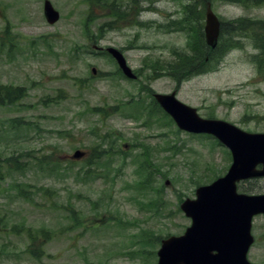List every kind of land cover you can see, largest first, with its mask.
Wrapping results in <instances>:
<instances>
[{"label":"rangeland","instance_id":"rangeland-1","mask_svg":"<svg viewBox=\"0 0 264 264\" xmlns=\"http://www.w3.org/2000/svg\"><path fill=\"white\" fill-rule=\"evenodd\" d=\"M44 1L0 0V85L27 90L0 106V264H158L162 241L191 225L181 204L232 159L180 131L154 94L264 133V0H207L222 23L213 52L192 31L205 24L201 0H49L54 25ZM201 51L209 62L178 78L180 57ZM97 145L110 151L89 168ZM252 184L264 191V179ZM254 230L248 257L264 264V216Z\"/></svg>","mask_w":264,"mask_h":264},{"label":"water","instance_id":"water-1","mask_svg":"<svg viewBox=\"0 0 264 264\" xmlns=\"http://www.w3.org/2000/svg\"><path fill=\"white\" fill-rule=\"evenodd\" d=\"M44 15L49 24L60 19V13L49 0L44 3ZM221 23L208 3L206 9L205 37L207 44L216 48ZM123 73L131 79L136 75L127 65L124 55L116 48H109ZM96 73V69H93ZM156 100L175 120L181 130L191 133H208L219 138L233 154V164L226 177L197 191V200H187L181 205L193 223L183 236H172L162 241L158 251V264H251L247 253L252 239L243 218L236 217L239 205L253 207L256 213H264V196L244 198L236 193V182L251 177L264 176L255 166L264 165V134H244L237 127L218 120L201 118L197 110L176 98V92L156 94ZM83 154L76 151L74 158ZM238 206V207H237Z\"/></svg>","mask_w":264,"mask_h":264},{"label":"trees","instance_id":"trees-1","mask_svg":"<svg viewBox=\"0 0 264 264\" xmlns=\"http://www.w3.org/2000/svg\"><path fill=\"white\" fill-rule=\"evenodd\" d=\"M103 6L105 7H111V5H106L105 3H102ZM205 8V7H204ZM203 11V9H202ZM124 11H117V13H123ZM191 13V17L195 14V16L197 15V12H191L189 11V7H187V14L189 15ZM119 17L120 14H119ZM203 17V15H202ZM197 20V18L195 19ZM174 25V23H173ZM178 26V24L176 25ZM175 26V27H176ZM181 30H184L183 28H181ZM198 30L197 32V36L199 38H201L203 40V32H202V27L199 28H194V31ZM195 50H199L200 46H198L195 43L194 46ZM212 52V51H211ZM206 58H209L208 52L205 53V55L202 57V51L201 52H196L195 54L192 55H184L180 57V61L174 65L176 66L175 68H173V70L181 72L180 75V79H185L188 77H191L194 74L199 73L200 68L203 66V64H206ZM199 67V68H198ZM176 76V75H175ZM27 96V90L25 89V87H21V86H4V85H0V106H14L17 105L20 101H22L23 99H25ZM99 149V145L95 146L94 148V155L90 160H85L84 163L87 167L92 168L95 167L99 164V162L103 159V155L104 154H108L110 149L105 150H98ZM14 159V158H12ZM55 166H58L59 161L55 160L53 163ZM1 175V173H0ZM151 175V174H150ZM147 182H150L147 181ZM21 192H25L24 189L21 190Z\"/></svg>","mask_w":264,"mask_h":264},{"label":"flooded vegetation","instance_id":"flooded-vegetation-1","mask_svg":"<svg viewBox=\"0 0 264 264\" xmlns=\"http://www.w3.org/2000/svg\"><path fill=\"white\" fill-rule=\"evenodd\" d=\"M258 47H257L258 49L264 48V44H262V45H260ZM257 168L258 169H261L262 167L261 166H258ZM263 179L264 178H262V179H249V180L240 182L239 185H238V187H239V193L240 194H247V195H261V194H264V191L261 192V193L260 192H256V189L258 188V186L255 187V189H254V187H252V185H253L252 182L257 183L259 180H263ZM243 182L244 183L245 182L249 183L248 185H250V187H244L243 186ZM252 190H255V191L249 192V191H252ZM258 218H259V215H253L251 217V221H250V225H251L250 233H251V236L254 239V243L252 245H255V242H256L254 226H255V222L257 221Z\"/></svg>","mask_w":264,"mask_h":264}]
</instances>
